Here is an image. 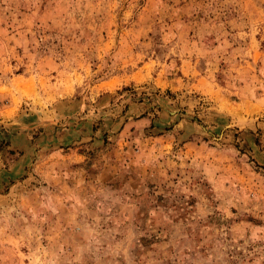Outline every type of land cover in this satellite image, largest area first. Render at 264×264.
Here are the masks:
<instances>
[{
	"label": "rangeland",
	"instance_id": "374dc122",
	"mask_svg": "<svg viewBox=\"0 0 264 264\" xmlns=\"http://www.w3.org/2000/svg\"><path fill=\"white\" fill-rule=\"evenodd\" d=\"M0 264H264V0H0Z\"/></svg>",
	"mask_w": 264,
	"mask_h": 264
}]
</instances>
